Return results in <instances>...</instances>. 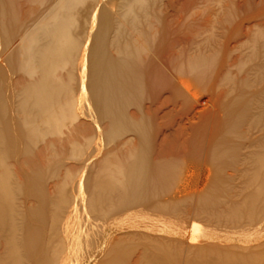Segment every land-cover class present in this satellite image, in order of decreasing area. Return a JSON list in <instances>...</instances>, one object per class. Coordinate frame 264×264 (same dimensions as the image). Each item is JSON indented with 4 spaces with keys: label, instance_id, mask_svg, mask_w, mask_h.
<instances>
[{
    "label": "bare ground",
    "instance_id": "bare-ground-1",
    "mask_svg": "<svg viewBox=\"0 0 264 264\" xmlns=\"http://www.w3.org/2000/svg\"><path fill=\"white\" fill-rule=\"evenodd\" d=\"M173 5L0 0V264H264V29Z\"/></svg>",
    "mask_w": 264,
    "mask_h": 264
},
{
    "label": "rangeland",
    "instance_id": "rangeland-1",
    "mask_svg": "<svg viewBox=\"0 0 264 264\" xmlns=\"http://www.w3.org/2000/svg\"><path fill=\"white\" fill-rule=\"evenodd\" d=\"M168 1V0H167ZM173 7L170 13L176 16L175 23L185 28L188 22H185V16L194 13L197 16L200 14L217 13L222 11H231L238 15V18H244L245 23L250 26L253 32H258L259 29H264V0H172ZM229 9V10H228ZM178 17V18H177ZM247 19V20H246ZM249 19V20H248ZM204 22H197L201 25ZM185 25V26H183ZM260 25L262 28H256ZM195 32V31H194ZM252 32V33H253ZM179 209L186 210L183 217L199 221L204 213L202 209H187L180 205ZM202 218V217H201ZM199 225V226H198ZM201 226V227H200ZM199 230L202 229V224H197Z\"/></svg>",
    "mask_w": 264,
    "mask_h": 264
}]
</instances>
